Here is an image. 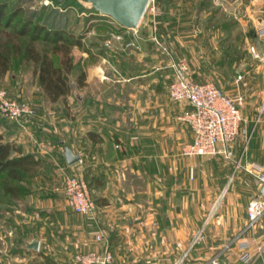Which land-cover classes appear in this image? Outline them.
<instances>
[{"label": "crops", "instance_id": "obj_1", "mask_svg": "<svg viewBox=\"0 0 264 264\" xmlns=\"http://www.w3.org/2000/svg\"><path fill=\"white\" fill-rule=\"evenodd\" d=\"M153 7L155 13L149 11L147 19L146 10L135 28L115 20L99 23L106 27V43L87 45L81 53L84 83L72 88L67 100H29L36 114L23 124L0 113L4 138L40 157L48 178L63 177V185L55 182L57 191L49 195L34 189L28 198H16L14 222L3 232L8 238L15 234L20 244L11 251L0 248V264H78L75 253L108 249L109 264H211L215 258L223 264H264V216L251 226L247 214L249 201L262 189L257 173L264 171V80L259 83L264 68L247 67V37L240 35L239 45L231 43L230 34L204 38V9ZM174 11L180 28L175 57L191 50L190 25L199 48H192L190 75L198 81L226 76L225 91L243 96L244 122L255 124L241 145L233 143V159L183 153L194 135L179 115L189 106L170 99L174 57L160 51L146 25L166 27L165 14ZM193 11L188 22L185 17ZM250 11L257 13L259 6ZM256 22L252 45L263 58L264 19ZM205 40L211 45L207 55H197ZM65 147L80 159L68 163ZM67 174L88 181L95 212H75L70 199L58 193ZM34 239L38 249L27 246Z\"/></svg>", "mask_w": 264, "mask_h": 264}, {"label": "rangeland", "instance_id": "obj_2", "mask_svg": "<svg viewBox=\"0 0 264 264\" xmlns=\"http://www.w3.org/2000/svg\"><path fill=\"white\" fill-rule=\"evenodd\" d=\"M0 1H7L8 3L7 9H9V7H12L16 4L20 5V7L22 8V11L18 14V16H16L13 19L12 22V24L17 23L16 24L17 30L21 29L22 26L25 24L24 22L27 20V18H29L32 19V21L34 22H39L40 24H47L48 27H62L66 29L67 35L68 34L73 35L71 38L72 41L76 39H81L80 41L82 42V46L73 45L71 50L74 63L78 65L79 63H81V53L85 50L87 45L94 49V47L92 46L96 45V43H98L100 46H102V43H106V39L108 37L107 32L105 30L106 27L98 26L100 25L99 23H101L102 20L105 19L113 21V18L108 15H105L104 18L101 19L98 18L101 16H96L97 14H95L94 11L97 10H95L91 6V4H89L86 0H62V1L0 0ZM154 5L155 6L174 5L179 7L189 6V7H196V9H204L205 11H203L202 21H201V27H202L201 35L204 38H208L209 36L212 35L220 40L223 37H226L230 34L231 36L229 37L233 39L232 40L233 42L231 43L234 44V40H236V43L234 45H239L241 40H238L239 39L238 37H240V35L245 36L248 38L249 60L247 63V67L255 68L260 66L264 68V57L262 58L259 51H257V49L252 45L254 40V34L258 28L256 26L257 18L258 20L264 19V0H151L147 7V12H146L147 14H145L147 19L148 16L151 15L150 12L155 13L156 10L153 7ZM257 5L259 6V11L257 13L254 12L252 13L250 10L254 9L255 6ZM228 11H230L231 13H228ZM99 14L101 13L99 12ZM187 14H188L186 15L187 17L185 18L187 20H190L188 22H191L192 19H194L192 14H195V11L188 12ZM165 15H168L165 18L166 20L165 22L167 23L166 27L169 28L160 25L159 22L158 23L156 22L157 24L156 23L155 24L149 23L150 25L146 24L147 26L151 27V30H153L152 34L154 35L151 37V39L155 44L158 45L160 51L166 53L168 56L172 55L174 57V59L171 58L172 59L171 66L173 62L185 61L189 66V74H190L194 70L192 67H193V61H195L192 60L191 57L193 54L192 48L194 49L198 48V45H195L194 43L196 39H194L192 35L193 28L192 27L190 28L189 25L186 27L187 30L185 29L188 34L187 40L186 38L185 40L187 43L188 42L190 43L189 48L191 50L187 51L186 49L184 52L185 56L176 58L172 47H177L178 44V40L176 38L177 35L175 32L178 31L180 28L178 27L179 26L178 22L176 21V19H174L176 16L178 17V13L174 11V12L166 13ZM236 15L241 18V23L237 22V18L235 17ZM182 16L184 17V15ZM12 27L13 26H10L9 29H11ZM263 29L264 27L262 29L260 28L259 31L261 30L262 32ZM161 34L162 35L164 34L165 36H162ZM31 35L32 34L29 33L26 35L19 36L18 38L19 42L22 43V45L25 47V45H27L28 42L32 41L34 46L42 53H46L49 56L54 57L56 60L58 59L51 52V48H52L51 38L47 40L43 38L42 36L43 34H41L35 39H32ZM203 42L204 44L200 45L202 47L201 50L203 52H199V53L196 52L197 55L206 56L208 50L210 49L211 45L210 46L207 45L206 40ZM219 47L220 50L222 51L224 47V43L223 44L221 43V46ZM252 47L256 49L259 56H256L252 52ZM22 57H23L22 54L20 57H17L16 58L17 63L14 62L12 67L8 71H6V73H4L2 76L0 75V87L8 91L9 95H11L13 99L26 103L28 105L34 106L32 103H30V101L32 100L33 102V100L35 98H38L39 96L41 97L38 99H41L43 101H45L46 99L47 101L48 98H46L45 94L42 93V90H37L40 84L38 81V75L34 69L35 68L34 62L26 59L22 60ZM89 62H93V59H91ZM79 69L75 71L70 78L71 79L70 81H73L75 83L74 85H72L73 89L77 87L76 80L79 74ZM190 76H192L191 78L196 82H207V81L214 82L217 86L223 89L226 94H228L224 88L226 87V84L224 82L227 79L226 76H222V74H220L219 76L209 77L208 80L205 81H198L194 75H190ZM263 78H264L263 76L260 77L259 83L263 82L264 80ZM228 82L230 83V81ZM77 95H78V91H77ZM260 112L261 114L263 113L264 115V107H262ZM35 114H36V109L34 115L31 118H33ZM254 127L255 124L245 123L244 121H242L239 135L235 141H239L238 143L239 145H241L244 142L246 136L252 134ZM43 167H44V162L39 169V174L36 175L33 179H30L26 184L30 192H27L24 196L19 198L20 200L28 198L29 195L32 194V191L34 189L43 190L44 192H42L41 195L46 196L51 194L55 190L57 191V189H54L55 182L58 183V186L63 185L62 175L58 174L54 178H52V176L51 178L50 177L48 178V176H50V172L46 173L45 168L43 169ZM3 181H4V177L0 176V248L10 249L11 251L14 250L15 247L19 246L18 245L20 244L18 242L19 239L15 234H13L12 237L8 238L10 235L9 236L6 235L8 232L5 231L3 232V230L6 228L7 225L14 222L15 214L17 213L16 210L17 208H19L18 207L19 204H17V202L15 201L16 199L13 196L11 195L5 196L4 189L2 187ZM58 193L65 194V191L64 189L62 192L58 190ZM89 251H95V250H89ZM89 251H79V252L87 253ZM107 251L110 250L108 249L102 254H105ZM77 253H75V255ZM111 254H112V259L107 264L113 261V253L111 252ZM75 255H74V260L76 261ZM31 260L33 262L34 261L38 262L35 256L31 258ZM92 264H98V263H92Z\"/></svg>", "mask_w": 264, "mask_h": 264}, {"label": "built area", "instance_id": "obj_3", "mask_svg": "<svg viewBox=\"0 0 264 264\" xmlns=\"http://www.w3.org/2000/svg\"><path fill=\"white\" fill-rule=\"evenodd\" d=\"M264 33V29L262 30ZM252 52L259 56L256 49ZM174 78L169 84V96L174 102H185L189 108L179 115L188 122L193 131V140L183 148L185 155H220L233 159V143L237 139L244 116L242 95L231 97L214 82H196L189 74V66L185 61L172 64ZM0 113L19 123L29 121L35 113V107L17 101L8 91L0 87ZM238 165V162H237ZM262 189L258 196L248 204L249 225H254L264 216V171L257 173ZM64 191L77 213L90 214L95 212L97 204L93 198L88 181L79 174H67L64 179ZM101 239V234L97 235ZM75 259L80 264H107L112 254L97 251L79 252ZM211 264H223L215 258Z\"/></svg>", "mask_w": 264, "mask_h": 264}, {"label": "trees", "instance_id": "obj_4", "mask_svg": "<svg viewBox=\"0 0 264 264\" xmlns=\"http://www.w3.org/2000/svg\"><path fill=\"white\" fill-rule=\"evenodd\" d=\"M7 1H0V75L8 71L17 57L22 54V60H30L35 64V72L38 75L39 84L50 101L67 100L73 86L71 75L79 69L77 86L84 83L85 72L81 63H74L71 53L72 46H82L81 39L71 40V34H66L62 27H48L27 18L21 29L17 30V23L12 24L13 19L22 11L16 4L7 9ZM98 18L105 15L94 11ZM94 16V15H93ZM106 20V19H105ZM105 20H102L104 22ZM114 20V19H113ZM101 22V23H102ZM10 26H13L9 29ZM99 26V25H98ZM124 27V26H122ZM32 34L35 39L43 34V38L52 39L51 52L58 59L42 53L32 41L25 47L19 42V36ZM43 160L34 153H25L16 142L9 141L0 133V176L4 177L3 189L5 196L11 195L15 199L21 198L27 192V182L39 174Z\"/></svg>", "mask_w": 264, "mask_h": 264}, {"label": "water", "instance_id": "obj_5", "mask_svg": "<svg viewBox=\"0 0 264 264\" xmlns=\"http://www.w3.org/2000/svg\"><path fill=\"white\" fill-rule=\"evenodd\" d=\"M62 1V0H59ZM101 14L108 15L120 25L128 28H135L141 22L151 0H86ZM75 83L71 81V85ZM64 156L68 163L80 159L69 147H65ZM29 248L38 249L39 241L34 239L28 242Z\"/></svg>", "mask_w": 264, "mask_h": 264}]
</instances>
